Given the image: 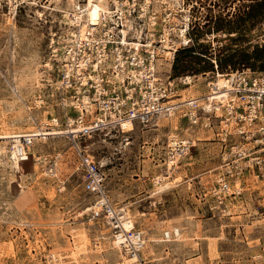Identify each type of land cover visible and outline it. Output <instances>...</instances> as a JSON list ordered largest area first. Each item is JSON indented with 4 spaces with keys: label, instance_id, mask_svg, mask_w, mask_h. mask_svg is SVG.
Wrapping results in <instances>:
<instances>
[{
    "label": "rangeland",
    "instance_id": "374dc122",
    "mask_svg": "<svg viewBox=\"0 0 264 264\" xmlns=\"http://www.w3.org/2000/svg\"><path fill=\"white\" fill-rule=\"evenodd\" d=\"M151 1V14L169 15V25L182 29L173 37L181 53L167 59L169 51L162 47L158 62L160 76L175 81L179 101L210 92L208 84L218 77L216 62L220 74L264 72V0ZM56 5L72 10L67 0H30L20 7L0 0V135L38 132L55 116L61 124L66 121L57 104L58 71L51 51L66 19L42 8ZM17 31L27 42L20 57ZM188 76L197 85L182 84ZM136 126L130 132L113 128L79 136L76 142L104 165L110 200L145 236L148 264H264L263 187L230 201L225 214L212 209V198H204L223 162L218 125L213 130L193 126L177 113ZM177 138L192 139L196 147L174 165L168 152ZM0 146V264L128 263L116 248L113 228L92 218L96 197L84 187L72 136L36 140L35 156L22 163L26 173L15 172L2 154L3 147L11 154L14 142L0 139ZM58 156L57 176H48L45 167Z\"/></svg>",
    "mask_w": 264,
    "mask_h": 264
},
{
    "label": "built area",
    "instance_id": "2783aa9c",
    "mask_svg": "<svg viewBox=\"0 0 264 264\" xmlns=\"http://www.w3.org/2000/svg\"><path fill=\"white\" fill-rule=\"evenodd\" d=\"M12 1L20 7L30 0ZM89 1L76 0L83 7L82 20L70 24L65 17L62 35L51 40L58 71L57 104L65 113V123L61 124V117H51L46 128L20 137L22 142L18 150L14 144L13 151H18L19 163H24L35 156L32 147L36 140L54 136V132L72 136L80 155L84 187L96 197L92 218L104 219L115 238H123L122 251L128 257V263L123 264H148L143 256L145 236L136 227H124L130 219L125 209H118L110 200L104 165L82 149L77 138L113 128L124 130V123L148 126L160 116L177 113L193 126L213 130L218 125L215 136L222 145L223 162L215 169V180L204 198H212V209L225 214L231 209L230 201L242 198L256 185L264 189V72L238 69L220 74L216 62L217 80L222 75L228 84L219 89L215 80L208 84V94L179 101L175 81L160 76L158 62L162 47L169 51L167 59L175 58L178 49L173 37L179 31L182 34L181 26H170L169 15L151 14V0H106L111 13L103 14L98 25H89L83 36ZM78 12L80 9L73 7L70 15L76 22ZM159 25L161 32L156 30ZM181 83L186 85L187 80ZM62 126L67 129L56 130ZM195 147L192 139H174L169 144L168 162L177 164ZM59 157L48 161V176H57Z\"/></svg>",
    "mask_w": 264,
    "mask_h": 264
},
{
    "label": "bare ground",
    "instance_id": "6f19581e",
    "mask_svg": "<svg viewBox=\"0 0 264 264\" xmlns=\"http://www.w3.org/2000/svg\"><path fill=\"white\" fill-rule=\"evenodd\" d=\"M58 1H59V3L62 2V0H58ZM175 1L181 2L182 0H175ZM67 4H68V7H72V8L74 7L75 9H80V12L76 13L77 22L72 17H70L72 10H70L68 8H65V7L59 6V5H56L55 7L42 6V8L50 10V11H53V12H56V13L64 14V16L68 18V21H69L70 24H76V23L78 24V23H80V21L83 18V17H80V14L83 12V7L79 6V3L76 2V0H67ZM87 7H88V9L86 10V12H87V15L89 16V18L87 19L88 23H86V24H84L82 26L83 27V29H82L83 36L89 30V25H98L99 22L101 21L100 19H101L103 14L111 13V8L107 5L106 0H99V1L90 0L89 4L87 5ZM38 15L42 17L44 15V13L41 10H38ZM12 18L13 17H11V19ZM11 21H13V20H11ZM15 36H16V52L18 53V57H20L23 54V52L25 51L27 42H26L25 39H23V33L21 31L15 32ZM167 46H169V44ZM21 66H23V65H21ZM24 66H26V65H24ZM186 80H187L188 85H190V84L191 85L193 84V86L197 85V84L194 83V77H192V76H188ZM214 84H215L216 88L220 89V88L225 87L228 84V82H227V79L221 75L220 78L218 80H216ZM219 113H221L220 110H219ZM123 129H125V132L135 131L137 129V126L135 124H131V123H124ZM59 134H61V133L54 132L52 135H59ZM24 135H25L24 132H18V133H16V132H5L2 135H0V139L5 140L6 142L12 140L14 142V144L16 145L15 148L18 150V145L22 142L20 140V137H23ZM38 135H40V134H38ZM175 137H177V136L173 135L172 139L175 138ZM6 149H7L6 147L2 148V150H3L2 154H3V156H4L5 160H6V163L10 164L13 167L15 172L17 171V172L26 173L24 168H23L22 163H19V161H18V151L14 150V151L11 152V154H9L8 150H6ZM37 169L38 168H37V165H36L35 168H34V171L37 172ZM32 174L33 173H30L29 175H32ZM163 179H166V177H163ZM126 215L128 217V215H129L128 212H126ZM124 227L127 230H130V229L135 227V224H134L133 221L127 219L124 222ZM84 239L86 240V237H84ZM122 240H123V238H119V239L115 240L116 248H118L119 250H122V244H121Z\"/></svg>",
    "mask_w": 264,
    "mask_h": 264
},
{
    "label": "trees",
    "instance_id": "16d2710c",
    "mask_svg": "<svg viewBox=\"0 0 264 264\" xmlns=\"http://www.w3.org/2000/svg\"><path fill=\"white\" fill-rule=\"evenodd\" d=\"M188 52H191V50L190 49H186ZM182 51V50H181ZM181 51H178V53H181ZM202 54L203 55H208L207 53H204V52H202ZM176 66V59H175V62H174V69L175 70H178V67H175Z\"/></svg>",
    "mask_w": 264,
    "mask_h": 264
}]
</instances>
